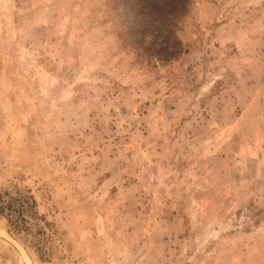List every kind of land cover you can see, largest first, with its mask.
I'll return each instance as SVG.
<instances>
[{
	"label": "rangeland",
	"instance_id": "374dc122",
	"mask_svg": "<svg viewBox=\"0 0 264 264\" xmlns=\"http://www.w3.org/2000/svg\"><path fill=\"white\" fill-rule=\"evenodd\" d=\"M0 229L48 264H264V0H0Z\"/></svg>",
	"mask_w": 264,
	"mask_h": 264
},
{
	"label": "crops",
	"instance_id": "0c3cea01",
	"mask_svg": "<svg viewBox=\"0 0 264 264\" xmlns=\"http://www.w3.org/2000/svg\"><path fill=\"white\" fill-rule=\"evenodd\" d=\"M3 233L6 234V236H8L9 238V235L4 230L0 232V236H3ZM0 264H48V263H43L41 260H36L32 256H28L25 250L20 246H18L17 244H13L11 246L5 240L0 239Z\"/></svg>",
	"mask_w": 264,
	"mask_h": 264
}]
</instances>
